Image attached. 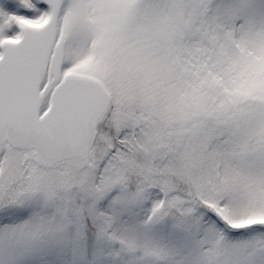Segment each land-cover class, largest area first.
Instances as JSON below:
<instances>
[{
  "label": "snow or ice",
  "instance_id": "1",
  "mask_svg": "<svg viewBox=\"0 0 264 264\" xmlns=\"http://www.w3.org/2000/svg\"><path fill=\"white\" fill-rule=\"evenodd\" d=\"M0 264H264V0H0Z\"/></svg>",
  "mask_w": 264,
  "mask_h": 264
}]
</instances>
